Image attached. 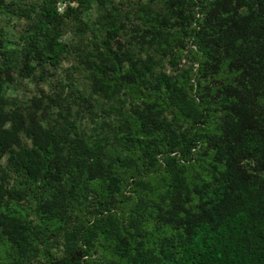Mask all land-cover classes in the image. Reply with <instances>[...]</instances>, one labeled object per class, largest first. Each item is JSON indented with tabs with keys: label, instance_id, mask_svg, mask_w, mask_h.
Returning <instances> with one entry per match:
<instances>
[{
	"label": "trees",
	"instance_id": "16d2710c",
	"mask_svg": "<svg viewBox=\"0 0 264 264\" xmlns=\"http://www.w3.org/2000/svg\"><path fill=\"white\" fill-rule=\"evenodd\" d=\"M0 264H264V0H0Z\"/></svg>",
	"mask_w": 264,
	"mask_h": 264
},
{
	"label": "rangeland",
	"instance_id": "374dc122",
	"mask_svg": "<svg viewBox=\"0 0 264 264\" xmlns=\"http://www.w3.org/2000/svg\"><path fill=\"white\" fill-rule=\"evenodd\" d=\"M65 5H66V4H63V7H64ZM95 12H96V7H95V5H94V6H92L91 9H89V10L85 13L86 18H89V19L94 18V16H95ZM66 38H70V35H67Z\"/></svg>",
	"mask_w": 264,
	"mask_h": 264
}]
</instances>
